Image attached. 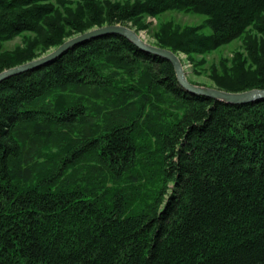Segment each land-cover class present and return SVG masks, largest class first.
Segmentation results:
<instances>
[{"label": "trees", "instance_id": "trees-1", "mask_svg": "<svg viewBox=\"0 0 264 264\" xmlns=\"http://www.w3.org/2000/svg\"><path fill=\"white\" fill-rule=\"evenodd\" d=\"M169 10L207 18L161 24L157 45L195 62L244 36L211 78L264 88V0H0V72ZM23 32L36 38L3 48ZM0 264H264V99L191 93L170 61L120 35L3 80Z\"/></svg>", "mask_w": 264, "mask_h": 264}, {"label": "rangeland", "instance_id": "rangeland-1", "mask_svg": "<svg viewBox=\"0 0 264 264\" xmlns=\"http://www.w3.org/2000/svg\"><path fill=\"white\" fill-rule=\"evenodd\" d=\"M106 1H110L112 3L134 2V0H106ZM206 18L207 16L204 14L169 10L155 17L145 16L143 20H144L146 27L144 28L138 29V26L133 25L131 22H129L128 24H122V25L131 27L132 29L136 30V32H138L141 35V37L144 40H146L148 43L157 45V40L154 37V33L157 31L158 27L161 24L172 21L182 26H194V25L201 24ZM93 28H96V27H93ZM211 31L212 30L210 27H206L202 30V32L206 34L211 33ZM249 31L256 33V31L252 27H250ZM79 34L81 33H78L76 35L74 34L72 36L65 38L64 42ZM34 38H36L35 33L23 32L21 34L16 35L12 39L5 41L3 48L10 50V51H14V49H16L18 46L24 45V40H33ZM243 38L244 36L240 38H236L232 40L230 43L225 44L211 52L198 55L197 61L195 62L191 59L190 55L186 52L177 51L175 53L180 57L183 63L184 69L187 73L188 79L192 83L207 86V87L218 88L215 82L213 81V79L211 78V75L213 72L212 70L214 67H218L221 64L222 65L226 64L228 66L230 61L234 58L236 52H245L244 47H243ZM58 46H51V47L44 48L40 51H37V53L39 52V54H37L38 56L36 58H40L42 56L49 54L50 52L54 51Z\"/></svg>", "mask_w": 264, "mask_h": 264}, {"label": "water", "instance_id": "water-1", "mask_svg": "<svg viewBox=\"0 0 264 264\" xmlns=\"http://www.w3.org/2000/svg\"><path fill=\"white\" fill-rule=\"evenodd\" d=\"M105 35H120L123 36L134 44H136L139 48L144 51L153 53L155 55L161 56L164 59H167L174 66L177 78L179 83L184 87L187 91L203 95L214 100L223 101L229 104H243L254 102L256 100L264 99V88H254L242 92H230L214 87H207L203 85H198L192 83L187 76V73L184 69L183 63L180 57L171 49L163 48L157 45H153L144 40L141 35L136 32V30L132 29L129 26L122 24H109L101 27H96L91 30H88L84 33H81L77 36H74L65 42H63L60 46H58L54 51L49 54L42 56L40 58L33 59L26 63L17 65L15 67H11L0 72V83L17 74L37 69L42 66H45L55 59L60 57L70 48L82 43L86 40H89L94 37L105 36Z\"/></svg>", "mask_w": 264, "mask_h": 264}]
</instances>
